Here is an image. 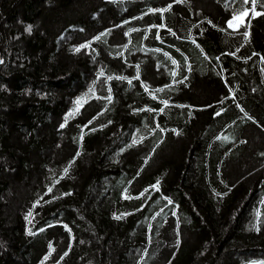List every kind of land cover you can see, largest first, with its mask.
Here are the masks:
<instances>
[{
  "label": "trees",
  "instance_id": "trees-1",
  "mask_svg": "<svg viewBox=\"0 0 264 264\" xmlns=\"http://www.w3.org/2000/svg\"><path fill=\"white\" fill-rule=\"evenodd\" d=\"M0 264H264V0H0Z\"/></svg>",
  "mask_w": 264,
  "mask_h": 264
},
{
  "label": "snow or ice",
  "instance_id": "snow-or-ice-1",
  "mask_svg": "<svg viewBox=\"0 0 264 264\" xmlns=\"http://www.w3.org/2000/svg\"><path fill=\"white\" fill-rule=\"evenodd\" d=\"M248 2V0H244V3H247ZM252 3H253V11H254V8H255V0H252ZM167 9H163V10H161V11H166ZM260 13H256V15H259ZM248 15V12L247 11H245V12H243V13H241L238 17H234V19L235 20H239L240 22H243V19H244V17L245 16H247ZM228 26L230 27V28H232V27H236V25H234V23H233V21L232 20H230L229 22H228ZM27 30L30 32L31 31V26H29L28 28H27ZM97 39H99V37H97ZM82 47H88V45H83ZM81 49L80 48H77L76 49V51L77 52H79ZM173 63H176L175 61H173ZM138 67V66H137ZM101 75H103V72H101ZM174 75V74H173ZM137 78H138V75H137ZM108 79H112V77H109ZM116 79H127V77H116ZM129 83H131V80H129L128 81ZM158 91H163V89H159ZM90 92H92L93 94H94V88L93 89H90ZM97 99H100V97H96ZM107 99H111V97H107ZM84 102H86V98H81V99H78L77 101H76V105H77V107L73 110V112H71V113H69V116H72V115H74L75 113H77V112H79V110H80V107L82 106V104L84 103ZM165 103V105H167V102L165 101L164 102ZM161 111H163V109H161ZM217 114H219V113H217ZM163 131V130H162ZM83 137H81V139H82ZM133 143H136V141H133ZM73 163H74V161H73ZM69 167H71V164L69 165ZM68 171H69V168H65L64 169V173H65V175H67V173H68ZM56 183H59V181L57 180L56 181ZM48 191L49 192H51L52 191V189L51 188H49L48 189ZM126 198H128V197H126ZM169 203H171V201H169ZM117 219H119L120 217H116ZM67 253H65V255H66Z\"/></svg>",
  "mask_w": 264,
  "mask_h": 264
},
{
  "label": "rangeland",
  "instance_id": "rangeland-1",
  "mask_svg": "<svg viewBox=\"0 0 264 264\" xmlns=\"http://www.w3.org/2000/svg\"><path fill=\"white\" fill-rule=\"evenodd\" d=\"M248 16H249V12H248V15L244 17L243 22H240L239 20H235V19H233L232 21H233V23L235 25H240L241 23H244L246 21V19L248 18Z\"/></svg>",
  "mask_w": 264,
  "mask_h": 264
},
{
  "label": "crops",
  "instance_id": "crops-1",
  "mask_svg": "<svg viewBox=\"0 0 264 264\" xmlns=\"http://www.w3.org/2000/svg\"><path fill=\"white\" fill-rule=\"evenodd\" d=\"M233 19H234V18H232L231 20H233ZM241 24H242V23H241ZM241 24H240V25H241ZM234 25H235V24H234ZM240 25H236V27H232V28H233V29H237V28H239Z\"/></svg>",
  "mask_w": 264,
  "mask_h": 264
}]
</instances>
